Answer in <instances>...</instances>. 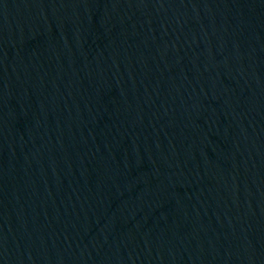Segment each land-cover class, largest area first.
I'll list each match as a JSON object with an SVG mask.
<instances>
[{"label":"water","instance_id":"water-1","mask_svg":"<svg viewBox=\"0 0 264 264\" xmlns=\"http://www.w3.org/2000/svg\"><path fill=\"white\" fill-rule=\"evenodd\" d=\"M0 264H264V0H0Z\"/></svg>","mask_w":264,"mask_h":264}]
</instances>
